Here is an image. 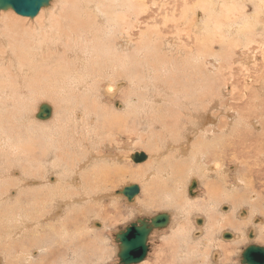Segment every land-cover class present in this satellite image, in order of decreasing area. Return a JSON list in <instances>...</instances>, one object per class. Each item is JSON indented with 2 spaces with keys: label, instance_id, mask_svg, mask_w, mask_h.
<instances>
[{
  "label": "bare ground",
  "instance_id": "obj_1",
  "mask_svg": "<svg viewBox=\"0 0 264 264\" xmlns=\"http://www.w3.org/2000/svg\"><path fill=\"white\" fill-rule=\"evenodd\" d=\"M48 1L35 18L0 10V166L7 180L0 183V264H79L83 252L102 250L87 240L98 229L90 220V179L104 187L136 179L127 185L139 187L126 198L132 204L145 192L139 180L153 169L146 207L169 212L159 229L170 233L162 234L169 264L210 263L203 244L233 247L222 255L216 246L213 264H242L241 242L264 243V0ZM257 53L259 73L246 61ZM142 67L156 77L137 99ZM242 69L251 73L236 80ZM126 81L127 103L109 113L100 100L114 98ZM29 97L48 99L33 114ZM44 104L53 113L41 120ZM105 113L124 129L144 118L147 139L161 148L143 147L146 162L133 159L141 151L130 153L136 170L120 174L83 155L72 164V127L89 134ZM157 126L163 133H152ZM193 182L197 197L189 196ZM194 210L203 215L189 231L183 218ZM13 241L19 254L10 251Z\"/></svg>",
  "mask_w": 264,
  "mask_h": 264
},
{
  "label": "rangeland",
  "instance_id": "obj_2",
  "mask_svg": "<svg viewBox=\"0 0 264 264\" xmlns=\"http://www.w3.org/2000/svg\"><path fill=\"white\" fill-rule=\"evenodd\" d=\"M169 1H172V0H169ZM173 2H174V0H173ZM13 14H15V13H13ZM65 50L67 51V48H64L63 51H65ZM59 52H62L61 49H60ZM63 54H64V52H63ZM259 55H261V53H257L256 55H253V57L251 59L249 58L250 61L246 60L247 63H250V65H251L249 69L252 70V66H253L254 67L253 70H255V72L257 71V73H259V69L260 68L261 69L263 68V67H258L257 65L256 66L258 68L256 66H254L255 63H256V59L260 60L259 59L260 58ZM262 57H263V60H264V54H263V56H261V59H262ZM254 60H255V63L253 62ZM148 69H151V68H147L146 69V68L142 67L139 70L140 71L139 77L141 79H143V80H140V78H138L140 82H138L139 85H137V88H135V91H136L135 92V95H136L135 97L137 99L140 98L139 94L143 93V95H144L145 92H147L148 85H147V83L145 81L148 80V81H150L152 83L154 78L156 77L155 76V72L153 73L154 70L153 69H152L153 71L149 70V73H150L149 74L148 71H147ZM246 73H251V72L250 71L249 72H247V71L245 72L243 69L241 71H239L238 74H237L238 78H236V80L245 79L246 76H248V75H246ZM142 77H144V78H142ZM125 83H126V85H121V86H123L121 88L122 91H118L117 95L113 96L114 98L107 99L106 97H104L103 100H100V101H103V102H101L102 103L101 106L102 107L103 106L104 107L107 106L106 108H107L109 113H112V110L115 111L117 109L116 105H120V104L123 105L124 102L127 103V100H128L127 95L129 94L127 92L130 89V86H128V85H130V83L127 82V81ZM234 83H235V81H234ZM159 84H160V82H159ZM103 86H104V84L103 85L101 84V87H103ZM33 98H36V97H33ZM76 98H81V96H77ZM47 99L48 98H43V100H45L43 102H47L46 101ZM28 100H30V97L28 98ZM30 101L32 102V104H31L32 112H33V114H36L37 110H38V107L43 102L40 103L41 99H34V100L32 99ZM60 102L63 105L66 104L65 100L60 101ZM104 102H106V103H104ZM132 102L134 103V101H131L128 105L133 104ZM61 103H60V105H61ZM63 105L58 107L60 111H61ZM111 106H113V107H111ZM134 118H135V120H134L135 122L132 124V128H129V127H131V124H130V122L132 121L131 120V121H129L128 125L124 129L125 125H123V123H122V126H119L117 124L118 127H116V123H114L113 116L112 117L108 116L105 113L104 116L101 119L98 120L97 124L93 123V124L90 125L91 126V130H90L89 134H87V133H85L83 131H77V128H75L73 126L72 129L74 128L73 130H74V134L76 136L74 135L75 138L73 137L74 139L71 140L73 142L72 147H71V149H72L71 151H72V153H73V151L75 152V153L72 154V158L73 159L75 158L74 161H71L72 164L76 163L77 161H81L82 160V155H83L84 156V161H89L90 162L91 160L92 161L100 160L101 161L100 165L102 164L104 167H106V166L108 167L109 166L108 170H110V171L116 170L117 174H120L119 170H121L123 172H125L127 170L128 171H131V170L135 171L136 170L135 167L138 164H135L134 161L130 159V157H129L130 153H132V152L134 153L135 151H136V153H139L141 151L140 153H142V154H148L147 151L142 150L143 147L147 148V150H151L152 149L153 152H155L154 148L155 147L161 148V146L157 145V142L155 140L147 139L148 136L151 134V130L146 128V125L144 123L145 119L143 118V119H139L138 121H136L137 118L136 117H134ZM110 121H112V123H114V124H111ZM139 123H141V125ZM159 129H160L159 126H157V128H155L152 133H154V134L160 133V132L163 133V131H161ZM97 133H99V134H97ZM257 133H260V132L257 131ZM88 135L90 136L91 139L89 138ZM140 135H143V136L141 137ZM80 136H81V138H80ZM114 137H115V142H113L114 141ZM79 139L83 140V141H79ZM78 141H79V143H77ZM160 141L162 142L161 139H160ZM111 142H112V144H111ZM134 144L135 145L137 144V145L135 146ZM120 145H122V146H120ZM82 149L85 150V151H83ZM94 152H97V153H94ZM93 155H96V156H93ZM91 156H93L94 158H92ZM130 156H131V154H130ZM79 159H81V160H79ZM130 161H133V162H130ZM144 162H146V161H144ZM132 164L134 165V167L132 166ZM153 170L147 171L146 172L147 175L145 177H143L142 181L139 180L140 183L144 184L143 188H144L145 192L143 191L144 193L140 196L142 198L139 197L137 203H132V204L128 203L126 197L123 200V198H122L123 196L121 195L122 196L121 197L120 194H118V191H119V189H121L123 187L124 188L128 187L127 185L129 183H132V181H136V179L132 180V181H130L129 179H126V178H124L123 180H117V179L111 180V181H109L106 184L105 187L101 183H96L94 181V179H93V183H91L92 180L90 179L89 184L92 185V188L89 191L90 192L89 193L90 209H91L90 210L91 211L90 215H95V216H91L92 218L90 220L92 221V219L95 218L96 222L94 221L95 223L93 225L96 227V229L97 228L98 229H97V232H95V233L94 232L91 233L92 231L91 232L89 231V233L87 232L88 237H89V234H90V237L89 238L87 237V240H90V242H92V244H96L97 247H98V245H100L102 250H97L96 246H93L91 244L93 247L91 248V250L89 252H83L82 253V259L83 260L79 264H81V263H85V264H120L119 263L120 260H119V257H118V254H119V243L117 241H115L116 240V236L122 230L126 229L130 224H132L134 222H137L138 220L147 219V221H151L152 218L157 217L158 215L160 216L162 214H168L169 213V212L166 211L164 206H163L164 208L162 207V209L158 208V207H152V206H150L149 208L146 207V205L149 203V201L151 199L150 196L147 197V195H148L147 193H149V192H147V189L148 190L150 189V186L153 184L152 180H154L155 177H156L155 174L152 173ZM90 172H91V174L93 176L94 171L90 170ZM1 174L3 175V168L0 166V179H1L0 183H3L5 181H7V180H5L6 178L2 177ZM18 177H19V175L13 176L14 179H18ZM151 182H152V184H151ZM134 184H137V183H134ZM180 184H181L180 187H182V185H183L184 190H186V186H187L186 180L184 182L180 183ZM85 186L86 185H83V187H85ZM129 186H132V185H129ZM196 186L197 187L194 188L195 191H193L194 192V196H191L190 190H189V196H191V197H197L198 196L197 191H198L199 185L196 184ZM82 188H76V192H79L80 189L82 191ZM188 189H190V188L188 187ZM186 192L188 193V191H186ZM157 194L159 196H161V191H160V193L157 192ZM184 195H186V194H184ZM181 197H183V195H181ZM185 198H186V196H185ZM185 198H183V200H185ZM3 199H4V197L2 198V196H0L1 202L4 201ZM146 200H148V201H146ZM133 205H136V206H133ZM243 206L246 208L247 211H249V209H247V208H251L250 205L244 204V205H242V207ZM99 210H101V211H99ZM102 210H103V213H102ZM162 210H163V212H162ZM185 214H186V217L184 216L185 219L183 218V222H184L183 224L188 228L189 231H191L192 228H194V220H193V219H195L194 217H196L198 214H202V213H199V212H197V210H194V214H192L190 212H186ZM220 219H221L220 221L222 222V217ZM106 220H108V221L106 222ZM96 225H101V226L98 227ZM107 226H108V228H107ZM246 228H247V225H246ZM75 229H76V226H75ZM99 229H101V230H99ZM230 229H232V228H230ZM98 231L101 234V236H99V237L96 236V233L98 234ZM160 231L161 230H159V229H158V231L155 230L149 237L150 238L149 239L150 250H149L147 258L145 259L147 261L146 262L147 264H169L168 261L171 259V251L169 249V246L168 247L165 246V241L167 240V239H165V237H168L170 235V233H168L166 231V234H165L164 232L161 233ZM162 234L165 236L164 238H163ZM240 235L241 234H239V236ZM79 239H81V238L78 237L77 241ZM101 239H103L104 241H102ZM250 240H251V242L252 241H255V242L257 241V240H255V238L253 240L252 239H250ZM18 243L19 244L16 245L14 243V241H13V243L11 242V246H10L11 250L10 249L9 250L12 251V253H13L14 250L16 252H18V254L20 253L21 244H20V242H18ZM102 243H104V245ZM247 244L244 243V242H241V244H240V246H244L243 250L241 251V256H240L241 260L243 258L244 251L249 246H253V245L258 246L259 245V247H264V243H257L256 244V243L252 242V243H247ZM261 244H263V245H261ZM216 246H217V248L219 250H221L222 255L223 254L230 255V250L233 248V247L229 248L228 252H226V249L223 246H221V245H216ZM216 246L215 247H211V246L208 247V245L203 244V248L205 247V249H209V250L211 249L210 250V256H211L210 259L211 260H210V263H209V258L202 257L201 258V263L198 262V264H213V259H212L213 256L212 255H213V252L215 251ZM160 247L165 248V250L161 251ZM236 250H238V247L236 248ZM38 251H39V253H43L45 251V248H38ZM104 251H106V252H104ZM15 256H16V254H15ZM166 256L168 258H166ZM0 258H1V256H0ZM85 258H86V260H84ZM238 259H239V257L236 256V255L232 257V261H237ZM222 264H224V263L222 262Z\"/></svg>",
  "mask_w": 264,
  "mask_h": 264
},
{
  "label": "water",
  "instance_id": "obj_3",
  "mask_svg": "<svg viewBox=\"0 0 264 264\" xmlns=\"http://www.w3.org/2000/svg\"><path fill=\"white\" fill-rule=\"evenodd\" d=\"M49 4L48 0H0V10H14L17 14L24 17L35 18L42 7ZM53 109L48 104L40 107L37 115L38 119L46 120L52 116ZM135 162H144L147 160L145 154H137ZM196 183L193 182L190 187V194L193 195V189ZM128 201H132L139 194V187H126L121 191ZM169 217L157 216L147 221V219L138 220L122 230L117 236L116 241L120 245L118 254L121 264H139L144 261L148 255V241L150 235L158 229L165 228L168 224ZM242 264H264V247L249 246L243 253Z\"/></svg>",
  "mask_w": 264,
  "mask_h": 264
}]
</instances>
